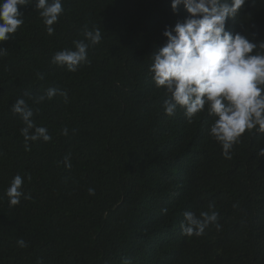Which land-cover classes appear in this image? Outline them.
Segmentation results:
<instances>
[{
  "label": "trees",
  "instance_id": "16d2710c",
  "mask_svg": "<svg viewBox=\"0 0 264 264\" xmlns=\"http://www.w3.org/2000/svg\"><path fill=\"white\" fill-rule=\"evenodd\" d=\"M170 2L62 0L51 35L35 0L18 5L24 23L0 42V264H264V132L246 130L229 159L207 105L191 119L179 106L163 111L170 94L148 69L164 30L188 15ZM86 28L100 30L98 44ZM226 30L264 42V0H247ZM77 40L89 43L87 63L75 72L52 63ZM50 87L67 99L35 103ZM19 98L51 136L29 150L11 110ZM17 174L31 198L11 206ZM186 211L217 218L188 236Z\"/></svg>",
  "mask_w": 264,
  "mask_h": 264
},
{
  "label": "clouds",
  "instance_id": "9594fccd",
  "mask_svg": "<svg viewBox=\"0 0 264 264\" xmlns=\"http://www.w3.org/2000/svg\"><path fill=\"white\" fill-rule=\"evenodd\" d=\"M247 0H171L170 7L175 12L183 6L187 16L171 29H165L166 43L155 51L153 63L148 71L156 87H163L170 99H165L163 111L173 115L177 107H182L186 117L191 119L205 110L216 119L210 126V135L218 141L226 158H231L230 150L246 130L257 128L264 132V42H253L241 33L233 34L226 30L228 19H234ZM33 0H0V42L9 40V34L16 32L24 23L18 5H28ZM35 9L43 18L49 35L64 11L62 0H35ZM85 40L98 44L102 37L98 28L84 31ZM85 40L74 41L73 49L55 53L52 63L65 66L75 72L87 63L89 43ZM6 49L0 47V56ZM41 78H43L41 76ZM60 95L67 99V93L50 87L43 95L35 98V103L51 100ZM11 110L18 114L24 123L21 134L28 141L51 140L45 127L36 126L32 120L33 111L23 98L12 105ZM68 134L67 128L62 130ZM264 156V149L259 153ZM65 166L71 168L65 157ZM23 178L17 174L6 189L9 204L15 206L21 197L30 199L21 191ZM89 195L95 190L89 188ZM164 211H167L166 209ZM180 228L182 234L202 235L210 222L217 218L216 212L195 213L186 211ZM219 227V225H217ZM19 247H27L26 241L17 240Z\"/></svg>",
  "mask_w": 264,
  "mask_h": 264
}]
</instances>
